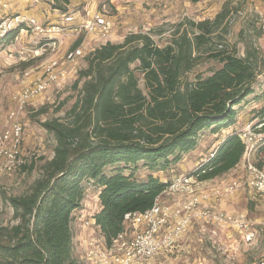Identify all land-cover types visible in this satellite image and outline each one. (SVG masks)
<instances>
[{
  "label": "trees",
  "instance_id": "1",
  "mask_svg": "<svg viewBox=\"0 0 264 264\" xmlns=\"http://www.w3.org/2000/svg\"><path fill=\"white\" fill-rule=\"evenodd\" d=\"M45 1L65 15L75 0ZM233 11L227 2L214 20L184 21L163 47L148 34L132 33L90 52L74 84L72 108L62 119L37 122L54 137V156L27 194L6 199L17 223L0 225V264H81L71 223L85 198L84 181L100 189L93 220L112 248L129 230L125 217L151 210L171 182L136 173L178 165L203 132L217 134L234 124L236 109L264 75V55L247 43L241 56L229 44ZM205 61L220 68L190 80ZM256 115L264 133V108ZM245 154L239 135H229L191 175L215 180L236 169ZM25 165L24 172L35 168Z\"/></svg>",
  "mask_w": 264,
  "mask_h": 264
},
{
  "label": "rangeland",
  "instance_id": "2",
  "mask_svg": "<svg viewBox=\"0 0 264 264\" xmlns=\"http://www.w3.org/2000/svg\"><path fill=\"white\" fill-rule=\"evenodd\" d=\"M227 2L231 3L234 10L230 34L227 36L229 44L235 45L241 56L244 55L247 43L253 44L264 55V0H201L197 3L189 0H75L65 15L51 11L45 0L35 2L0 0V21L4 17L29 14L47 27L50 23L65 26V18L72 15L73 24L78 27L80 23L92 19L97 13H103L114 22L111 35L106 39L99 38L96 33L88 34L85 31L79 34L76 32L58 34L54 37L56 41L61 42L58 52H52L46 45L49 43L48 39L31 31L20 35L18 41L14 40L16 33H13V36L1 44L0 134L8 129V114L14 107L12 98L16 92L32 85L42 74L48 61L60 57L58 55L62 56L66 51L77 49L76 40L81 38L82 42L85 41L83 45L86 49L84 56L69 66L68 79L52 85L40 97L28 103L20 116L24 127L25 166L29 168L34 165L35 168L32 172H24L22 167L11 173L0 172V225L12 226L17 223L14 211L6 199L27 194L33 183L41 176L46 161L53 158L55 139L37 122L62 119L72 108L77 99L74 84L79 72L87 67V56L90 52L107 42L122 43L132 33L148 34L158 46L163 47L170 42L179 24L186 20L194 22L214 20ZM38 3L42 6L37 7ZM44 15L46 18H39ZM49 15L53 17H48ZM218 68L219 64L205 61L188 78L192 80L197 75L206 77ZM254 92L236 109V119L231 127L217 134H213L211 130L202 133L197 147L198 153L194 155L193 160L187 159L186 154L178 165L170 166L165 171L141 169L136 173L137 178L145 180L152 174L164 182H170L175 176L191 175L195 169L194 163L200 162L201 165L211 159L218 144L229 135L238 134L243 137L248 132L260 133L256 129L260 125L256 112L264 108V75L259 77ZM260 134L264 136V133ZM255 143V139L253 142L247 139L248 158L252 164L263 168L264 140ZM201 159L204 161L201 162ZM245 167L246 154L239 168L201 184V189L214 195L216 200L213 203L208 201L210 204L204 203L200 209L213 206L228 214H244L251 224V229L256 233L253 242H245L242 234L232 228L207 225L203 220L195 219L174 248L161 251L146 264H260L264 261V195L246 186ZM83 186L85 198L81 209L74 212L71 223L73 249L74 257L81 264H91L87 257L91 242L94 243L96 250L105 253V244L93 220L100 209V189L91 181H84ZM162 199L171 206H180L188 197L183 194H163ZM127 228L129 237L143 229L130 224Z\"/></svg>",
  "mask_w": 264,
  "mask_h": 264
},
{
  "label": "built area",
  "instance_id": "3",
  "mask_svg": "<svg viewBox=\"0 0 264 264\" xmlns=\"http://www.w3.org/2000/svg\"><path fill=\"white\" fill-rule=\"evenodd\" d=\"M73 21L74 17L71 15L65 18V26L51 24L47 27L40 24L36 18L26 14L4 17L0 21V46L11 33H16L13 38L18 41L20 35L31 31L33 34L48 39L49 43L46 45L52 52H58L61 42L54 38L58 34L70 32L79 34L85 31L88 34L96 33L99 38L106 39L111 35L114 27L113 20L103 13H97L92 19L80 23L78 27H75ZM84 50L85 47L82 44L73 51L69 50L65 54L66 56L48 61L42 74L32 85L14 94L12 98L14 107L8 114V129L0 134V172L11 173L25 164L23 158L24 127L20 116L28 103L40 97L52 85L66 81L70 74L69 66L84 56ZM262 127L263 125L260 124L256 129L261 133ZM260 133L248 132V135L239 137L246 146V186L252 191L264 195V167L260 168L251 163L248 158L249 145L247 144V139L249 142H253L254 139L256 143L262 142L264 136ZM213 157L214 154L211 155V158ZM203 183L205 182H200L193 175L175 176L163 194H183L187 195L188 199L183 201L180 206H171L162 199V194L151 210L143 214L127 215L125 219L128 224L140 227V229L143 227V229L131 237L128 232L120 234L112 248L104 247V254L96 250L94 243L91 242L87 252L90 263L146 264L161 251L174 248L195 219H201L207 225L214 224L232 228L242 234L245 242H253L256 233L251 229V224L244 214L232 215L214 207L200 209V206L208 202L210 198V195L201 189ZM260 264H264V261Z\"/></svg>",
  "mask_w": 264,
  "mask_h": 264
},
{
  "label": "crops",
  "instance_id": "4",
  "mask_svg": "<svg viewBox=\"0 0 264 264\" xmlns=\"http://www.w3.org/2000/svg\"><path fill=\"white\" fill-rule=\"evenodd\" d=\"M4 1H5V0H4ZM35 1H36V0H32V2H35ZM37 1H42V0H37ZM36 6H37V7H41L42 5H41V3H38V5H36ZM20 7H21V6H20ZM20 7H19V8H20ZM45 10H46V9H45ZM34 11H35V10H34ZM34 11H33V12H34ZM51 11H53V10H51ZM2 12H3V11H2ZM2 12H1V13H2ZM54 12H56V11H54ZM28 13H29V12H28ZM35 14L38 15L37 13H35ZM46 14H48V12H46ZM49 14H50V13H49ZM26 15H29V14H26ZM48 17H53V16H50V15H49ZM39 18H40V19H41V18L44 19V18H46V17H45V15H44L43 17H39ZM50 24H52V23H50ZM50 24H49V25H50ZM70 33H71V32H70ZM71 34H72V33H71ZM71 34H69V35H71ZM80 39H81V38H80ZM76 41H77V40H76ZM76 41H75V44H76ZM67 42H69V40H68ZM77 42H78V41H77ZM84 42H85V41L81 42V44H84ZM85 49H86V48H85ZM64 51H65V49H64ZM66 52H67V51H66ZM66 52H64V54H62V56H64ZM58 56L62 57L61 55H58ZM223 141H224V139L218 144V146L216 147V149L219 147V145H220ZM215 151H216V150H215ZM197 153H198V148H196L194 151L189 152V153L186 155V156H187V159L193 160V159H194V155L197 154ZM200 161L203 162L204 160L201 159ZM194 164H195V169L193 170V172H194V171L200 166V162H195ZM194 164H192V165L194 166ZM241 164H242V162H241ZM241 164H240V165H241ZM240 165H239V166H240ZM239 166H238L237 168H239ZM234 170H235V169H234ZM234 170H233V171H234ZM193 172H192V173H193ZM205 192L208 193V191H205ZM209 195H210L209 201L213 203V202L216 200V199H215V196H214V195L212 196L211 194H209ZM207 204H210V203L208 202ZM212 207H213V206H212ZM210 208H211V206H210ZM232 215H235V214H232ZM236 215H237V214H236ZM102 241H103V243H104V240H103V239H102ZM104 244H105V243H104Z\"/></svg>",
  "mask_w": 264,
  "mask_h": 264
}]
</instances>
